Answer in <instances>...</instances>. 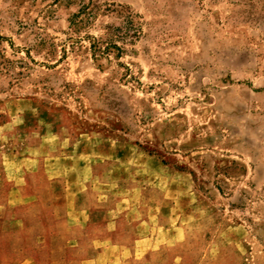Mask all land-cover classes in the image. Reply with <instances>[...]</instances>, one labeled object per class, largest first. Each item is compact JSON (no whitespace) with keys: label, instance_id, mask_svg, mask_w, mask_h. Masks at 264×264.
I'll return each mask as SVG.
<instances>
[{"label":"rangeland","instance_id":"1","mask_svg":"<svg viewBox=\"0 0 264 264\" xmlns=\"http://www.w3.org/2000/svg\"><path fill=\"white\" fill-rule=\"evenodd\" d=\"M113 5L141 31L94 58ZM97 252L264 264V0H0V264Z\"/></svg>","mask_w":264,"mask_h":264},{"label":"trees","instance_id":"2","mask_svg":"<svg viewBox=\"0 0 264 264\" xmlns=\"http://www.w3.org/2000/svg\"><path fill=\"white\" fill-rule=\"evenodd\" d=\"M106 10L114 14L117 21L111 22L106 25V35L107 38H95L90 36V48L94 58L97 56H102L105 53L112 52L115 49L116 56H120L124 52V48L116 44V41L121 43H131L133 40L137 39L141 31L140 25L136 23L135 18L138 17L136 13H133L128 7L122 5H113V7H107ZM95 7H88L87 5H82L81 8L72 16L71 22L73 25L79 27L85 25L89 19L93 18L96 14ZM79 14L86 16V20L79 19Z\"/></svg>","mask_w":264,"mask_h":264},{"label":"crops","instance_id":"3","mask_svg":"<svg viewBox=\"0 0 264 264\" xmlns=\"http://www.w3.org/2000/svg\"><path fill=\"white\" fill-rule=\"evenodd\" d=\"M73 191V190H72ZM70 201H71V204L74 206V204H76V197H75V193H71L70 194ZM74 209V207H72V210ZM78 210V209H77ZM88 209H81V212H82V217L84 219V216H85V219L86 220H89L90 218V212L87 211ZM73 212V211H72ZM74 213V212H73ZM85 214V215H84ZM138 232H139V238L137 239V241H145L146 244H148L149 246L154 244L158 238H159V234H155V233H150L148 230H142L141 229V226L138 227ZM142 234V235H141ZM140 247V246H139ZM99 252H97V255L93 256V257H89V258H85L82 260V264H99Z\"/></svg>","mask_w":264,"mask_h":264}]
</instances>
